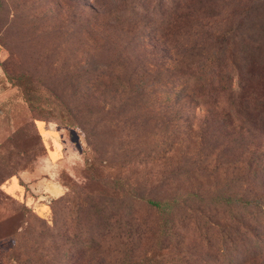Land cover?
<instances>
[{
	"label": "rangeland",
	"instance_id": "1",
	"mask_svg": "<svg viewBox=\"0 0 264 264\" xmlns=\"http://www.w3.org/2000/svg\"><path fill=\"white\" fill-rule=\"evenodd\" d=\"M215 1L217 15L191 18L198 0H0V264L218 263V244L249 214L232 197H264V59L247 79V113L235 76L232 128L213 151L200 145L205 109L186 93L173 109L185 113L170 126L176 144L153 159L162 140L144 128L146 111L122 106L120 91L124 74L164 78L243 13L255 63L264 0ZM157 190L202 198L182 212L180 245L156 250L155 215L138 206L133 219L147 234L133 254L76 245L93 234L85 210L115 211L121 192L134 200ZM105 222L104 236L123 229L115 217ZM262 262L264 252L248 264Z\"/></svg>",
	"mask_w": 264,
	"mask_h": 264
},
{
	"label": "trees",
	"instance_id": "2",
	"mask_svg": "<svg viewBox=\"0 0 264 264\" xmlns=\"http://www.w3.org/2000/svg\"><path fill=\"white\" fill-rule=\"evenodd\" d=\"M197 3L199 5L195 9L191 6V12H189L191 18L193 17L192 13L201 15L202 18L217 15L218 12H215V9L217 10L219 5L216 1L214 3L213 0H198ZM206 10L210 11L205 12ZM209 12L211 14H208ZM243 14L218 33L205 35L206 37L203 39L205 46L202 52L194 55L188 62L173 67L165 74L164 78L146 81L142 77L147 75L144 72L133 79L125 74L124 79L121 78L120 91L124 94L122 106H136L142 111H146L141 114L144 128H148L152 137L157 135L162 140V150L154 152L153 159L163 158L176 144L175 135L171 140L169 138L170 126L172 123L180 121L185 113L183 110L175 111L173 109L186 93L187 97L193 100L197 106L205 109V114L199 119L198 132L202 148L206 144L207 148L208 146L211 148V151L217 147L216 143L221 140L220 137L228 134V129L232 128L235 113L236 89L234 84L236 75L239 76L240 90L243 93L239 96V105L243 112L247 113L249 102L245 94L247 79L251 80L254 75V64L256 67H263L264 48L256 43L254 51L257 60L252 63L253 53L249 47L250 37L245 36L247 35V25L246 20L242 17ZM239 43H241L240 47H238ZM256 77L262 76L257 73ZM262 105L264 106V104ZM184 127V132L193 131L191 122ZM158 137L156 138L158 139ZM200 151L201 148L198 149V152ZM206 158L208 159L209 156ZM91 166L92 164L90 168ZM176 170L178 169L176 168ZM196 170L198 171V168ZM196 170L191 168L188 172ZM160 191L157 190L154 195L151 194L153 195L151 197L137 194L134 200L128 191H125L124 195L129 198L125 200L121 192L119 195L123 199L121 205L116 206L115 211L112 206L111 209L97 208L91 212L85 210L84 219L94 224L93 234L90 238L80 242V245L78 242L76 245L84 250H91L112 243L113 246H118L121 251L123 249L124 252L132 254L136 252L147 232L134 221V206H138L140 209L146 208L155 215L156 223L152 240L155 242L156 250L161 251L180 245L183 240L177 230L179 221L183 217L182 212L189 210L192 204L198 206L202 204V198L197 192L179 193L176 191L173 192L174 195L168 196L164 190ZM232 199L236 202L234 206L242 208L244 211L247 210L249 214L243 220L236 221L234 237L228 244L226 242L218 244L219 259L217 264H248L249 261L255 260L264 252V233H259L264 232V197L254 195L251 198L243 196L241 198L232 197ZM82 210L80 208L79 211ZM114 217L120 219L123 229L113 232L109 237L104 236V226H107L105 219ZM148 264H156V261H151Z\"/></svg>",
	"mask_w": 264,
	"mask_h": 264
}]
</instances>
